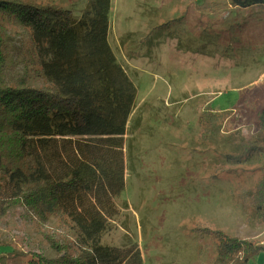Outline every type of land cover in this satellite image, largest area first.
Masks as SVG:
<instances>
[{"label":"rangeland","instance_id":"obj_1","mask_svg":"<svg viewBox=\"0 0 264 264\" xmlns=\"http://www.w3.org/2000/svg\"><path fill=\"white\" fill-rule=\"evenodd\" d=\"M28 1L59 4L76 17L89 8V0ZM199 3L111 2L109 43L137 96L102 243L137 244L143 264H216V231L264 244V222L246 198L263 157L245 153L258 138L264 107V7ZM208 106L222 119L204 140L199 118ZM39 155L54 178L66 174L63 153ZM47 230L79 251L67 220L54 219ZM38 256L54 253L36 220L21 208L0 216V264L40 263ZM243 261L235 253L220 264ZM263 262L264 253L254 263Z\"/></svg>","mask_w":264,"mask_h":264},{"label":"trees","instance_id":"obj_2","mask_svg":"<svg viewBox=\"0 0 264 264\" xmlns=\"http://www.w3.org/2000/svg\"><path fill=\"white\" fill-rule=\"evenodd\" d=\"M205 1L196 0L201 6ZM111 2L89 0L76 17L55 3L0 0V216L21 208L41 226L54 256H38L40 263L33 264H143L137 244L102 243L137 96L109 43ZM231 4L264 7V0ZM221 119L214 108L204 109V140ZM258 119V138L246 144L245 153L256 151L264 162V107ZM49 150L63 153V177L54 178L40 157ZM246 198L256 220L264 222V165ZM54 219L71 224L79 251L71 253L48 233ZM210 235H216V264L235 253L244 255L243 264H255L264 253V244L217 231Z\"/></svg>","mask_w":264,"mask_h":264}]
</instances>
